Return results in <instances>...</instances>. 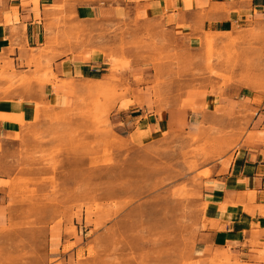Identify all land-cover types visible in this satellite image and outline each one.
Returning a JSON list of instances; mask_svg holds the SVG:
<instances>
[{"label": "rangeland", "instance_id": "1", "mask_svg": "<svg viewBox=\"0 0 264 264\" xmlns=\"http://www.w3.org/2000/svg\"><path fill=\"white\" fill-rule=\"evenodd\" d=\"M126 14L51 7L43 45L0 53V264H264L198 245L204 180L243 142L242 96L264 90V25L187 39ZM67 56L110 73L61 85ZM150 114L175 127L151 133Z\"/></svg>", "mask_w": 264, "mask_h": 264}, {"label": "crops", "instance_id": "2", "mask_svg": "<svg viewBox=\"0 0 264 264\" xmlns=\"http://www.w3.org/2000/svg\"><path fill=\"white\" fill-rule=\"evenodd\" d=\"M63 5L75 7L77 14L86 13L89 18L111 20L126 19V11L133 9L134 15L161 20L172 34L187 39L264 25V0H0V53L12 45L31 49L43 45L45 17L51 7ZM55 70L61 85L110 73L104 60L73 56L56 62ZM250 93L241 98L252 115L239 150L224 171L221 166L204 180L206 209L198 237L203 252L231 248L248 255L253 249L264 250V90ZM54 96L62 98L63 94ZM28 113L33 114L31 110ZM176 118L150 114L139 122L146 120L154 133L165 125L174 128ZM1 193L0 183V229H5L9 216Z\"/></svg>", "mask_w": 264, "mask_h": 264}]
</instances>
